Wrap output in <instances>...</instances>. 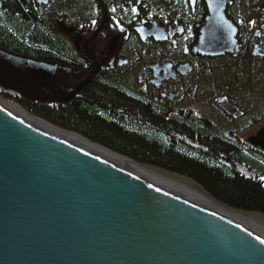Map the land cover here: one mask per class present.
I'll use <instances>...</instances> for the list:
<instances>
[{"label": "flooded vegetation", "instance_id": "af4514ba", "mask_svg": "<svg viewBox=\"0 0 264 264\" xmlns=\"http://www.w3.org/2000/svg\"><path fill=\"white\" fill-rule=\"evenodd\" d=\"M26 1L57 43L29 56L43 62L38 83L59 98L77 90L50 105L96 109L119 127L145 124L173 155L210 158L226 146L212 160L234 163L244 148L246 162H264L249 142L264 133V0ZM211 32L227 40L203 47ZM133 101L137 114L117 109Z\"/></svg>", "mask_w": 264, "mask_h": 264}, {"label": "water", "instance_id": "95a60500", "mask_svg": "<svg viewBox=\"0 0 264 264\" xmlns=\"http://www.w3.org/2000/svg\"><path fill=\"white\" fill-rule=\"evenodd\" d=\"M226 38L212 32L202 46ZM17 55L0 47V90L55 101L15 76L38 62ZM250 144L264 154V133ZM143 165L215 200L183 175ZM243 213L264 227V213ZM257 237L0 107V264H264Z\"/></svg>", "mask_w": 264, "mask_h": 264}, {"label": "trees", "instance_id": "16d2710c", "mask_svg": "<svg viewBox=\"0 0 264 264\" xmlns=\"http://www.w3.org/2000/svg\"><path fill=\"white\" fill-rule=\"evenodd\" d=\"M0 10L5 13L6 19L1 20L0 17V45L21 54L39 56L34 45H47L46 37L55 41L50 26L37 20L31 2L29 6L26 0H0ZM32 112L58 126L83 133L93 141L141 163L190 177L215 198L232 207L264 213V181L261 179L264 177V162L253 161L252 166L248 165L251 167L247 166L251 170V174L247 175L237 172L235 165H222L217 159L212 160L218 157L223 147L227 149L226 146L205 154L210 157L205 158L209 160L207 162L203 158L173 155L167 151L164 134H156L158 141H153L151 133L146 136L125 133L117 124L109 123V118L100 117L96 109L72 106L57 110L37 106ZM163 128L166 129L165 126Z\"/></svg>", "mask_w": 264, "mask_h": 264}, {"label": "bare ground", "instance_id": "6f19581e", "mask_svg": "<svg viewBox=\"0 0 264 264\" xmlns=\"http://www.w3.org/2000/svg\"><path fill=\"white\" fill-rule=\"evenodd\" d=\"M36 2L38 3L40 1H36ZM46 41H47V45H43L46 52H43L42 49H38L39 51L37 50L38 52L37 54H43V53L54 51V49L57 47L56 41H52L48 37H46ZM8 52L13 54L14 56H18L17 54H21L15 50H10V49H8ZM22 56H26L30 58L28 55L24 53H22ZM60 56L64 57V55H60ZM31 59L35 60L33 58ZM6 67L9 68L10 66L6 65ZM28 71L30 72L29 73L30 76L28 75V73L26 74L23 71L16 73L15 76L21 77V79L25 81L27 85L30 86V90L32 91L37 90L44 97H47L46 95L54 96L55 101H51V102L46 101V100L43 101V98L42 99L40 98L34 102H31V101L21 98L20 96L6 94L3 91L5 89H2L0 90V107L2 109L6 110L10 114L21 119L22 121H25L26 123L33 125L39 130L54 136L55 138L59 140H62L74 147L83 149L86 152L91 153L92 155L97 156L103 160H107L110 164L117 165L118 167H122L123 169L127 170L129 173H132L140 177L142 180L150 182L151 185H155L159 187V189H161L162 192L164 193H167L169 195L171 194L173 196H178L179 198L184 199L188 203L199 205L217 215L230 219L231 221L237 223L238 225L245 227L246 229H249L254 234L264 239V227H261L260 225L252 222L249 219V217L243 213V212H258V211H247V210H242L239 208L232 207L224 202H221L217 198H215L211 193H209L204 188V186L200 185L192 178L187 177L183 174L165 169L166 171H169L171 173H175V174H179V175H183L187 177L188 179H190L191 181H193L194 183L202 187L205 191H207L215 199V200H212L208 195L202 192H199L193 186H189L181 182H176L173 179L167 178L165 176H161V174L155 173L152 170L148 169L145 165H143L145 163L138 162L137 160L129 156L123 155L119 153L118 151L112 150L104 145H101L93 141L89 136L83 133L70 130V129H66L63 126H58L55 123L47 120L46 117L35 114V112L33 113L32 110L34 109V107H37V106L46 107L50 109H57L55 106L50 105V104H55L57 102H60V98L58 94L46 91V90H53V88L48 87V86H41L39 84L41 78L37 79V73L35 72V68L33 70L31 69V67H28ZM31 77H35V78H31ZM34 82H37V83H34ZM75 93H77V90L71 92V94L69 95L70 98L71 97L73 98L75 96ZM130 99L132 100V98ZM130 99H127V101H130ZM130 104L126 102L125 108L120 106V107H117V109L120 111H123L122 113L126 115L137 114L136 109H135L136 103L134 102V104H132V102H130ZM133 133L139 136L144 135V134H141V131H136ZM151 134L153 135L152 140L158 141L156 140L157 135L153 133ZM224 136L225 135L222 134V137ZM167 144L168 142L165 143L166 146ZM181 150L186 151V149H181ZM171 151H176V148L174 147L173 150ZM218 202L224 205L219 204Z\"/></svg>", "mask_w": 264, "mask_h": 264}, {"label": "rangeland", "instance_id": "374dc122", "mask_svg": "<svg viewBox=\"0 0 264 264\" xmlns=\"http://www.w3.org/2000/svg\"><path fill=\"white\" fill-rule=\"evenodd\" d=\"M103 3H104V1H103ZM4 15H5V13L3 12V11H1L0 12V17H1V20H4L5 18H4ZM36 18H37V20L38 21H40V19H39V16H38V14H36ZM6 20V19H5ZM22 22V21H21ZM41 22V21H40ZM18 23V22H17ZM212 33V32H211ZM211 33H209V34H211ZM0 47L1 48H3V49H5V50H8V48H6V47H4V46H2V45H0ZM34 48H37V49H42L43 50V52H46V50H45V48H44V46L42 45V46H37V45H34ZM28 56H35V55H30V54H28ZM35 61H40V60H37V58L35 59ZM40 62H42V60L40 61ZM40 62H30V61H26L25 62V64H27L29 67H33L32 69H34L35 68V72L38 70V72L40 73V72H42L44 69L42 68V66L41 65H38ZM43 63V62H42ZM47 62H45V64H46ZM45 64H44V66H45ZM51 64V63H50ZM154 68V67H153ZM162 68H164L165 70L167 69V66H165V67H162ZM50 70L48 69L47 70V72H49ZM127 87H129V86H127ZM131 87V86H130ZM66 101V100H65ZM142 106L147 110V114H149L150 113V111L152 110V106H150V105H148V104H146L145 106L143 105V103H142ZM146 116V118H144L145 120H147V122H151L152 123V121H151V116H148V115H145ZM144 119H142V121L144 120ZM147 122H146V124H147ZM158 122V121H157ZM143 123V122H142ZM163 124H165V123H163ZM144 126H146L145 124H143L142 126H140V127H134V129L133 128H127V127H120V128H122V131H124L125 133H131V134H134L133 132H136V131H139V130H141V134H144L143 136H146L148 133H150V131H148V130H145V128L143 129V127ZM163 130H164V128H162ZM133 131V132H132ZM140 134V135H141ZM257 136V135H256ZM152 139H153V137H151ZM250 142V141H249ZM98 143V142H97ZM166 143V142H165ZM250 146H251V144H250ZM253 149H251L252 150V152H259V153H261V151H259L258 149H256V148H254L253 146H251ZM248 151H246L244 148H238V156L240 155V158L242 159V160H239L238 159V161H236V162H234V163H223V162H220L219 161V163H221L222 165H228V166H233V165H235L236 166V171L238 172H243V173H246L247 175H250L251 174V170L250 169H248V167H251L252 166V163L253 162H250V163H248V162H246V161H243V160H246V158L247 157H250V155L251 154H249V153H247ZM198 153V152H197ZM198 158H200V159H202L203 161H205V162H207V161H209L208 159H205L204 157H202L201 158V156H197ZM207 160V161H206ZM139 162V161H138ZM218 162V161H217ZM209 163H211V162H209ZM262 163V162H261ZM246 165V166H245ZM248 165H251V166H248ZM248 166V167H247ZM263 181H264V177H262L261 178Z\"/></svg>", "mask_w": 264, "mask_h": 264}, {"label": "snow or ice", "instance_id": "6c2138e0", "mask_svg": "<svg viewBox=\"0 0 264 264\" xmlns=\"http://www.w3.org/2000/svg\"><path fill=\"white\" fill-rule=\"evenodd\" d=\"M135 11V9H133ZM113 12H115V8L112 9ZM93 23H95V21H93ZM254 23V22H253ZM257 239L259 240L260 237L258 236Z\"/></svg>", "mask_w": 264, "mask_h": 264}]
</instances>
